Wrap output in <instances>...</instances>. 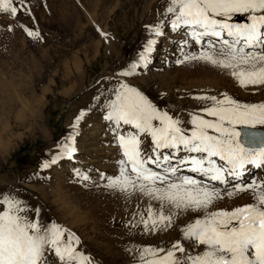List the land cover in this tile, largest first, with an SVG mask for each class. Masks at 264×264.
I'll return each instance as SVG.
<instances>
[{
    "label": "rangeland",
    "instance_id": "rangeland-1",
    "mask_svg": "<svg viewBox=\"0 0 264 264\" xmlns=\"http://www.w3.org/2000/svg\"><path fill=\"white\" fill-rule=\"evenodd\" d=\"M26 4L31 15L25 10L14 18L0 12V193H19L41 209L42 220L73 232L80 251L93 264H138L136 247H167L180 238L179 229L190 220L182 216L167 232L145 233L138 222L148 201L105 187L106 177L119 175L122 152L95 97L107 96L121 80L162 110L186 114L203 106L192 99L201 95L226 94L242 103H264V85L240 87L228 70L202 61L177 63L183 59L184 32L166 28L163 36L155 37L145 27L161 19L166 0H26ZM233 22H246V16L237 15ZM25 27L39 36H29ZM148 39L157 43L147 66L134 76L118 77ZM184 51H189L187 46ZM191 51H199L198 46ZM81 111L85 115L76 123ZM69 136L73 157L41 169ZM262 168L248 166L245 179L257 173V180L264 179ZM75 169L90 179L80 180ZM249 202L250 195L243 194L220 206L231 209Z\"/></svg>",
    "mask_w": 264,
    "mask_h": 264
},
{
    "label": "snow or ice",
    "instance_id": "snow-or-ice-1",
    "mask_svg": "<svg viewBox=\"0 0 264 264\" xmlns=\"http://www.w3.org/2000/svg\"><path fill=\"white\" fill-rule=\"evenodd\" d=\"M25 10L31 15L26 0H0V12L14 18ZM237 15L246 16V22H233ZM145 27L155 37L166 28L184 32L183 59L177 63L202 61L228 70L240 87L264 85V0H166L161 19ZM156 43L148 39L117 76L131 77L146 67ZM196 46L199 51H191ZM220 95L192 97L203 106L186 114L162 110L121 80L107 96L95 97L122 152L119 175L106 177L105 187L148 201L138 222L145 233L167 232L182 216L190 220L167 247H136L138 264H264V179H245L248 166L264 167V103ZM84 115L81 111L76 123ZM72 142L67 137L41 169L65 156L71 159ZM75 174L90 179L79 169ZM243 194L252 202L220 206ZM79 244L61 224L42 220L41 209L19 193H0V264H93Z\"/></svg>",
    "mask_w": 264,
    "mask_h": 264
},
{
    "label": "bare ground",
    "instance_id": "bare-ground-1",
    "mask_svg": "<svg viewBox=\"0 0 264 264\" xmlns=\"http://www.w3.org/2000/svg\"><path fill=\"white\" fill-rule=\"evenodd\" d=\"M256 168V167H255ZM262 169H264V168H262ZM262 176V175H261ZM253 177H255V178H258L259 177V174L257 173V174H255Z\"/></svg>",
    "mask_w": 264,
    "mask_h": 264
}]
</instances>
